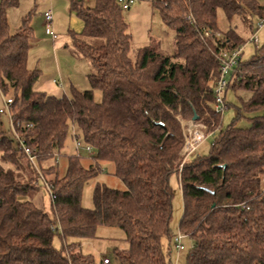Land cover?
Listing matches in <instances>:
<instances>
[{
	"label": "trees",
	"instance_id": "1",
	"mask_svg": "<svg viewBox=\"0 0 264 264\" xmlns=\"http://www.w3.org/2000/svg\"><path fill=\"white\" fill-rule=\"evenodd\" d=\"M18 2L0 0V94L12 93V134L0 130V264H94L81 253V241L101 225L124 231L128 249L115 252L120 264H170L161 241L168 240V250L170 242L175 247L169 227L172 175L182 197L178 232L192 242L185 264H264V45L230 73L228 87L250 95L221 129V115L213 110L219 50L243 42L233 30L224 38L205 34L218 31V9L228 19L264 18V6L255 0H154L161 23L173 33V53L165 55L150 42L131 59L125 9L117 0H94L92 7L69 0L83 22L71 46L88 61L90 88L72 87L67 96L35 90L39 70L27 67L32 12L15 31L6 18ZM247 114H253L249 127H238L235 120ZM194 117L206 134L217 136L207 157L184 161L183 124ZM69 135L78 148L60 176L56 156ZM80 150L93 164H81ZM99 161L113 162L125 189L96 185L87 209L82 189L100 171ZM38 172L51 185L48 212L34 203ZM58 234L75 240L56 250Z\"/></svg>",
	"mask_w": 264,
	"mask_h": 264
},
{
	"label": "rangeland",
	"instance_id": "2",
	"mask_svg": "<svg viewBox=\"0 0 264 264\" xmlns=\"http://www.w3.org/2000/svg\"><path fill=\"white\" fill-rule=\"evenodd\" d=\"M130 1L132 3L129 9L123 10V18L127 23L128 34L130 35L129 57L133 59L136 49L148 45L150 42H157L163 54L171 55L173 53V33L161 23L157 11L152 6L154 0ZM255 1L258 5L264 6V0ZM83 4L84 6L92 7L94 0H83ZM47 10L52 13V30L57 36L55 40L45 34L43 13ZM29 11L32 12L30 26L33 31V39L28 51L27 67L30 70H39L38 80L34 84L35 90L54 95L59 93L60 95L71 96L72 87L81 91L89 89L87 74L90 72V67L88 61L74 52L70 40L71 35L82 32L83 22L71 10L69 0H19L16 8H10L6 12L7 22L11 31L19 28L22 18ZM259 20L260 18L256 14H248L247 16L234 14L228 19L222 10L218 9L216 12L217 33H220L224 38L227 31L233 30L243 42L240 45L242 47L241 59L246 60L250 58L256 48L264 45V27L257 33V42L248 41ZM53 90H56L57 94L53 93ZM93 94L94 100L100 102L101 92L95 89ZM11 95V92L6 95L0 94V108L3 107V98H10ZM249 95V92L234 90L231 85L227 87L225 96L227 108L221 114V129H224L234 121L235 114L241 103L246 101ZM251 116L253 114H247L245 117L235 120L236 125L241 128L249 127L250 122L247 118ZM193 122V125L196 126L202 124L197 121ZM186 123L183 125L187 134ZM0 130L7 132L9 135L12 134L8 118L4 114H0ZM74 132L79 134L76 127H74ZM216 136L217 132L206 134V138L197 145L194 155L187 160L192 161L196 158L207 157ZM79 142L84 145L81 138H79ZM75 154L74 143L69 135L59 155L56 156V167L60 176L66 170L68 156ZM79 157L84 167L93 164L92 158L87 156L82 150L79 151ZM54 163L52 159L42 165V167L44 168V166ZM98 165L100 171L95 177L88 180L82 189L81 206L87 209L93 207V191L96 185H104L118 190L125 189L124 183L114 175L113 162L99 161ZM169 182L172 188V212L169 227L171 235H175L179 231L178 224L183 208L182 197L179 179H177L176 175H172ZM261 185L264 186V174L261 175ZM38 186V191L34 196V203L48 212L50 209L49 194L41 182L38 183ZM74 240V238H62L58 234L54 235L52 244L56 250L64 251L65 245ZM181 243L184 249L177 252L171 242L168 250V240L166 238L161 241L162 250L167 254V261L170 264H185V258L192 247V242L188 237H185ZM127 249L128 243L124 231L117 227L104 225L96 228L94 237L83 239L80 247L81 253L90 255L94 264H101L103 259H107L109 264H120L115 257V252H122Z\"/></svg>",
	"mask_w": 264,
	"mask_h": 264
},
{
	"label": "built area",
	"instance_id": "3",
	"mask_svg": "<svg viewBox=\"0 0 264 264\" xmlns=\"http://www.w3.org/2000/svg\"><path fill=\"white\" fill-rule=\"evenodd\" d=\"M118 3L121 5V7L125 10L129 9L131 5L130 0H117ZM43 19L45 24V34L51 36L52 40H55L57 38L56 34L52 30V13L50 10H47L43 13ZM264 27V18H260L259 22L255 26L254 32L251 33L249 40L253 43L257 42V33ZM206 36H214L216 38H221V34L215 32H205ZM224 41V40H222ZM241 53H242V47H238L234 50H226L224 48H221L219 50V61H220V69H219V75L216 81V84L214 86L213 92H214V104H213V110L216 113H219L220 115L223 113V111L227 108V105L225 104L224 95L225 91L230 83V73L239 65V62L241 60ZM12 103L11 99L4 98L3 99V107L0 108V114H5L6 116L10 117V104ZM194 122L188 121L186 123L187 128V134L186 129L183 128V138H184V144L182 147V155L184 157V161L187 160L190 156L194 155V152L197 148V145L202 142L206 138L205 133V126L200 125H193ZM197 127V128H196ZM196 128V129H195ZM199 128V129H198ZM204 130V131H203ZM19 140L20 145L22 146V149L24 153L27 155L29 160L34 163V156L32 155L31 150L26 147L22 141ZM75 148H78V144L75 145ZM84 150L87 152V154L92 155V149L89 146H85ZM37 182H41L44 184L47 193L49 194L50 200L53 199V193L51 189V185L47 183L42 176L40 172H38V179ZM184 238V235H182L180 232H177V234L174 236L173 241L175 243V248L178 251H181L184 249L181 241ZM101 264H109V261L107 259H103Z\"/></svg>",
	"mask_w": 264,
	"mask_h": 264
},
{
	"label": "crops",
	"instance_id": "4",
	"mask_svg": "<svg viewBox=\"0 0 264 264\" xmlns=\"http://www.w3.org/2000/svg\"><path fill=\"white\" fill-rule=\"evenodd\" d=\"M62 88H63V86H62ZM56 89L58 90V88H56ZM52 92L55 93V94H57V91L56 90H53ZM58 95H60V94L58 93Z\"/></svg>",
	"mask_w": 264,
	"mask_h": 264
},
{
	"label": "water",
	"instance_id": "5",
	"mask_svg": "<svg viewBox=\"0 0 264 264\" xmlns=\"http://www.w3.org/2000/svg\"><path fill=\"white\" fill-rule=\"evenodd\" d=\"M196 120V118L194 117L193 119H192V121H195Z\"/></svg>",
	"mask_w": 264,
	"mask_h": 264
}]
</instances>
